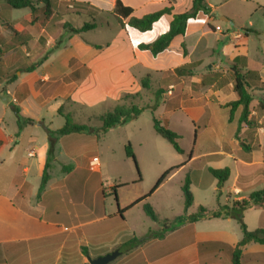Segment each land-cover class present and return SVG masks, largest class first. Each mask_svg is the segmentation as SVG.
I'll list each match as a JSON object with an SVG mask.
<instances>
[{"label":"crops","instance_id":"obj_1","mask_svg":"<svg viewBox=\"0 0 264 264\" xmlns=\"http://www.w3.org/2000/svg\"><path fill=\"white\" fill-rule=\"evenodd\" d=\"M116 1L50 0L51 4L89 3L100 9L108 2L112 4L111 11ZM121 1L133 8V16L142 17L168 5L172 6L173 13L186 12L192 8L194 0ZM207 3L211 13L200 12L190 19L185 34L175 36L163 52L154 56L138 46L168 31L172 14H164L151 30L145 31L146 35L153 33L147 41L133 44L124 41L113 69L101 70L100 75L111 74L121 84L136 83L135 92H124L134 94L142 89L143 77L151 76L158 87L165 89L161 96L168 104V114L181 111L192 121L196 142L211 133L214 148L189 156L168 179L186 169L198 156L210 159L207 161L210 165H206L208 172L209 167H229L231 175L220 186L209 172L214 177L211 189L215 194L212 192L210 203L196 205L197 209L202 205L214 210L219 205L231 206L234 200L248 199L251 193L264 188V29L232 27V19L221 20L218 6L209 0ZM52 8L48 19L41 9L36 18L30 16V12L19 17L14 15V8L0 0V123L5 137L0 143V264H90L89 257L97 258L115 249L121 254L108 264H234L235 248L243 238L241 223L236 218H202L181 224L161 236V222L152 220L143 208L147 199L130 206L139 198L120 203L115 198V204L111 190L107 192L86 172L84 156L80 154L86 145L78 140H67L68 136L76 134L82 138L96 133L77 132L56 137L49 177L39 194L49 149L48 130L61 128L52 127L43 111L51 110L52 117L56 112L65 117L54 101L58 96L47 97L51 91L45 95L41 85L53 88L52 84L62 82L61 88L66 91L63 98L68 95L87 106L79 88L95 74V66L102 62L96 60L97 55L104 51L98 43L76 42L68 50L62 47L60 53H51L33 71H26L39 54L33 50V54L26 53L29 46L35 47L40 37L48 33L49 25L57 22L58 13ZM125 23L127 30L129 26ZM4 24L12 29L6 30ZM252 33L258 40H251ZM182 65H191V69L179 75L175 69ZM233 67L250 72L247 84L242 86L243 92L252 98L250 112L248 119L242 122L243 106L235 108L232 115L228 106L239 99L234 88ZM17 109L23 118L36 122L20 127ZM9 116L13 119L10 131ZM28 127L32 130L24 141L22 135ZM30 152L34 155L30 156ZM94 156L99 157L89 158V170ZM102 169L101 161L100 168L91 171L101 173ZM236 190L240 193L236 194ZM193 195V205L186 215L197 212L193 207L195 193ZM136 215L140 223L133 220ZM149 218L152 223L148 222ZM243 220L249 230L264 229V201L244 210ZM134 238L141 243L133 248H120ZM238 264H264V244L249 243Z\"/></svg>","mask_w":264,"mask_h":264},{"label":"rangeland","instance_id":"obj_2","mask_svg":"<svg viewBox=\"0 0 264 264\" xmlns=\"http://www.w3.org/2000/svg\"><path fill=\"white\" fill-rule=\"evenodd\" d=\"M35 1L39 7L41 6L39 10H43L42 4L38 0ZM209 2L218 6V15L232 19L233 23L231 22L232 24H230L232 27L264 29V0H209ZM51 5L58 13L57 19H54L57 22L54 25L50 24L46 36H41L37 45L35 47L30 45L26 52L30 53L32 52L31 50L35 53L39 52L34 57L35 63L43 62L53 52L60 53L63 49L62 47L68 50L69 46L74 45L76 42L84 43L89 41L101 44L104 47V51L97 55L96 60H101L102 62L95 66V74L86 80V83L82 85L83 87L79 88V93L87 101V106L79 104L78 102L80 101H75L71 96L65 95L63 98V93H66V91L61 88L62 82L52 84L53 88H46L41 85L40 89L45 95L46 92L51 91L47 97L58 96L54 101L59 105L60 112L64 115H69L72 122L89 124L98 132L102 125L103 115L113 111L116 106L122 104L126 106L131 104L147 106L140 116L129 119L125 125L116 126L107 134H102L99 131L96 135H85L82 138L79 134L67 137V140H78L86 145L84 146L85 151L80 152L84 156L83 163L84 166L86 164V172L90 176L95 177L99 182V186L101 185L107 192L111 190L115 204H117L115 194L110 189V186L116 184H126L117 188L118 203L133 202L138 198L149 195L147 202L153 208L156 207L158 222H162L165 219L172 221V217L186 214L188 209L185 207V198L182 190L186 176H189L190 181L193 182L191 191L196 196L194 209H197L196 205L199 203H210V199L212 201V197L215 194L214 190L211 189L214 177L208 172L206 166L210 165L207 164L210 159L201 158L200 156L194 158V161L186 169L178 172L171 179H165L153 193L152 191L161 175L167 169L187 161L191 151L192 155H197L203 150L214 148L211 133H208V136L204 139L200 137L198 142H196L197 134L195 129H193L192 121L181 111L173 115L168 114V104L161 96L162 90L165 89L161 86L158 87V84L151 80V76L149 78L150 88L145 89L141 81L142 89L139 94H134L124 92H135L137 90L136 83L121 84L115 81L111 74L100 75L101 70L113 69V62L120 58L121 45L124 41L132 44L139 41L144 42L149 37H152L153 33L146 35L147 33L133 27H127V30H125L126 23L121 25L118 22L110 10L112 4L108 2L102 4V9L90 4L86 6L76 5L75 3ZM30 11L29 8L15 9L14 15L20 17ZM123 21L127 22V19ZM65 22L72 27H82L86 22H95L97 27L93 30L85 31L83 34H75L71 31V27H66ZM4 25L6 30L11 28L9 24ZM250 38L251 40H258L254 33L251 34ZM108 46L110 48L107 49ZM1 55L2 52H0ZM25 57L31 58L32 55L28 57L25 55ZM52 105L49 108L52 109L54 104ZM50 111H43V113H46L47 122L54 128L62 127L66 121L65 117L59 116L57 112L52 117ZM154 116L168 118L169 127L181 136L180 144L184 149V153H178L165 138L155 131ZM12 122L13 119L9 116V131L13 127ZM42 122L44 123V121ZM31 130L32 127H28L27 131L22 135L24 141L28 140ZM13 131L14 129H12ZM36 132L42 134L39 130H36ZM42 136H39L40 141L43 138ZM128 142L132 144L137 165L132 158L125 155L124 147ZM93 155H99L102 161L103 169L101 173L92 172L87 168L89 158ZM139 173L141 180H139ZM135 217L133 220L140 223V217L138 218L137 215ZM148 220V222L152 223L150 218Z\"/></svg>","mask_w":264,"mask_h":264},{"label":"trees","instance_id":"obj_3","mask_svg":"<svg viewBox=\"0 0 264 264\" xmlns=\"http://www.w3.org/2000/svg\"><path fill=\"white\" fill-rule=\"evenodd\" d=\"M6 4L14 9H22V8H29L30 16L37 17L36 12L39 10V7L36 4L35 0H5ZM42 4L43 8V14L45 16V19H48L50 15L53 12V8L51 5L50 0H38ZM76 5L80 6H86L89 5V3H83V2H77ZM173 8L171 5H168L160 10H157L155 12H151L148 14L143 15L142 17H136L132 15L133 8L130 6L125 5L121 0L116 1V5L114 9L112 10L113 15L118 20V22L121 25H124L125 22L124 19H127V25L129 27H133L138 29L139 31L145 32L148 30H151L154 23L157 22L164 14H172V21L169 27V30L165 33L161 34L157 39L150 43H141L139 44V49L141 50H149L152 55L156 56L159 53L163 52L165 49L169 47L171 44V41L175 36L183 35L186 32L187 23L190 19H193L197 17V15L200 12H203L205 14L211 13V8L207 3V0H194L192 8L186 12L182 13H173ZM66 27H71V31L75 34H82L85 31L93 30L97 27V24L95 22H86L82 27H72L69 23L65 22ZM126 25V24H125ZM246 32H255L251 29H245ZM97 48L99 45L96 46ZM184 53L186 54V48L183 45ZM1 52V48H0ZM40 62H36L33 65L26 67V71H33L40 65ZM191 69V65H182L175 69V72L179 75H183L187 70ZM233 70L235 71V91L239 95V99L232 101L228 104L229 107H231V115L233 113V110L240 105L243 106V112H242V118L241 121H246L248 119V115L250 112V102L251 97L248 94H245L242 90V86L244 84H247V76L250 72H243L241 69H237L233 67ZM150 76L147 75L143 80L142 84L143 87L146 89L150 88L149 79ZM139 94V93H138ZM147 106H138L136 104H131L130 106L126 105H118L114 108L113 111H109L102 117V125L98 129V132L100 131L102 134L108 132L110 129L122 125L126 123L129 119H133L138 117L145 111ZM17 115H18V121L19 126L22 127L23 124H31L34 123V120L31 118H23L19 114V110L17 109ZM65 124L63 127L57 129V130H48L49 135V149H48V156H47V162L45 165L43 177L41 186L39 189L40 191L45 186L49 174L48 169L50 167V161L52 160L54 156L55 151V145H56V137L60 135H67L71 133H98L93 126H90L89 124H78L71 121L69 115H65ZM154 129L155 131L161 135L163 138H165L178 153H183L184 150L180 144L181 136L176 131L171 129L168 126L167 121H163L159 117L154 116ZM5 137L3 136L2 129H1V123H0V143L3 142ZM125 153L127 157L132 158L136 165V157L135 153L132 147V144L128 142L125 146ZM190 153V157H191ZM181 165H177L174 167H171L167 169L161 177L158 179L156 186L152 193L163 183L165 179H167L175 170L180 168ZM138 169V168H137ZM209 172L218 179L219 186L222 185L225 181H227L231 175V170L229 167L224 168H213L209 167ZM139 180H141V176L139 173ZM126 184H119L114 185L112 190L113 193L116 195L117 188L119 186H123ZM184 198H185V207L188 209L190 206L193 205L194 202V195L191 191V181L189 176H186L185 181L182 186ZM149 195H145L135 202H133L130 206L137 204L145 199H147ZM115 198L118 200V197L115 196ZM264 201V188L258 191H255L251 193L248 199H242V200H234L230 205H219L217 209L209 210L206 207L200 205L198 207V210L196 213L189 214V215H179L176 218H174L172 221L170 220H164L161 222V232L159 235H163L164 232L175 229L181 224H184L186 222H193L197 221L202 218H214V217H223V216H230L233 218H236L240 223L243 231V238L238 243V245L235 248L234 251V264H238L239 258L243 252V250L246 248V246L251 242H258L264 244V229H256V230H249L244 223L243 220V212L244 210L252 207L253 205H261ZM143 208L146 212V214L154 221H159L158 215L155 212L153 206L149 202H144ZM122 212V211H121ZM141 243L140 239L134 238L127 243H124L120 245V248L123 247L127 248H133L135 245ZM88 264V263H86Z\"/></svg>","mask_w":264,"mask_h":264},{"label":"water","instance_id":"obj_4","mask_svg":"<svg viewBox=\"0 0 264 264\" xmlns=\"http://www.w3.org/2000/svg\"><path fill=\"white\" fill-rule=\"evenodd\" d=\"M219 18L224 21H229L227 17L222 16V15H219ZM120 254H121V251L119 249H115L111 253H108L103 256H99L97 258L89 257L88 260L90 264H108L110 261L114 260Z\"/></svg>","mask_w":264,"mask_h":264},{"label":"built area","instance_id":"obj_5","mask_svg":"<svg viewBox=\"0 0 264 264\" xmlns=\"http://www.w3.org/2000/svg\"><path fill=\"white\" fill-rule=\"evenodd\" d=\"M30 156H33L34 155V152H30L29 153ZM100 165H101V160L98 156H94L92 158V160L90 161V169L93 170V171H96L100 168ZM236 194L240 193L239 190H236L235 191Z\"/></svg>","mask_w":264,"mask_h":264}]
</instances>
